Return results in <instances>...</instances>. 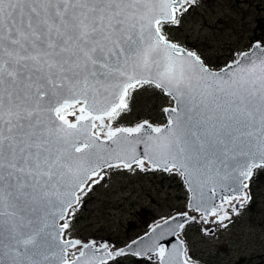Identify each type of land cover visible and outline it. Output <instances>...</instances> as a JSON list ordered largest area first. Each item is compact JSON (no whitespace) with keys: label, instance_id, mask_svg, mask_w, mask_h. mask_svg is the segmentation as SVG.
<instances>
[{"label":"snow or ice","instance_id":"obj_1","mask_svg":"<svg viewBox=\"0 0 264 264\" xmlns=\"http://www.w3.org/2000/svg\"><path fill=\"white\" fill-rule=\"evenodd\" d=\"M199 0H0V264H201L264 170V39L213 64L182 39ZM151 106L159 122L134 118ZM190 194L120 246L76 235L113 175Z\"/></svg>","mask_w":264,"mask_h":264},{"label":"rangeland","instance_id":"obj_2","mask_svg":"<svg viewBox=\"0 0 264 264\" xmlns=\"http://www.w3.org/2000/svg\"><path fill=\"white\" fill-rule=\"evenodd\" d=\"M256 38L264 39V0H199L182 29V39L213 64L225 63L233 50ZM134 118L160 120L151 106L135 110ZM250 188L252 200L227 231H218V240L203 237L195 224L188 227V243L201 264H264V170L254 173ZM187 199L181 179L172 174L113 175L85 198L75 234L123 246L160 216L183 210Z\"/></svg>","mask_w":264,"mask_h":264},{"label":"water","instance_id":"obj_3","mask_svg":"<svg viewBox=\"0 0 264 264\" xmlns=\"http://www.w3.org/2000/svg\"><path fill=\"white\" fill-rule=\"evenodd\" d=\"M181 182H182V180H181ZM182 184H183V182H182ZM184 185V184H183ZM184 188H185V186H184ZM185 190H186V188H185ZM187 191V190H186ZM187 195H188V197H189V193L187 192ZM188 200V199H187ZM175 215V214H174ZM149 230V229H148ZM143 235V234H142Z\"/></svg>","mask_w":264,"mask_h":264}]
</instances>
